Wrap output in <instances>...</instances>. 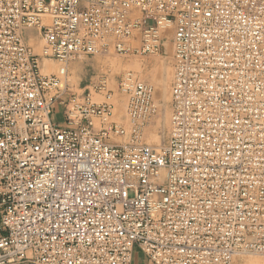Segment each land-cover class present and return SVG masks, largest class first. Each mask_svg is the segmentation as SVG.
I'll return each mask as SVG.
<instances>
[{
  "label": "built area",
  "instance_id": "1",
  "mask_svg": "<svg viewBox=\"0 0 264 264\" xmlns=\"http://www.w3.org/2000/svg\"><path fill=\"white\" fill-rule=\"evenodd\" d=\"M167 45L163 144L141 142L158 106L137 72L118 76V122L104 75L68 93L74 63ZM136 249L147 264L264 255V0H0V264H132Z\"/></svg>",
  "mask_w": 264,
  "mask_h": 264
},
{
  "label": "rangeland",
  "instance_id": "2",
  "mask_svg": "<svg viewBox=\"0 0 264 264\" xmlns=\"http://www.w3.org/2000/svg\"><path fill=\"white\" fill-rule=\"evenodd\" d=\"M30 44H33L36 52L41 47V43L40 45L35 43ZM95 56L103 57L105 59L107 68L104 69L103 75L108 79V87L113 90L112 102L114 107L112 114H116L118 110H122L123 114L125 113L126 97L116 91V82L121 73L128 70L135 71L141 79L149 81L153 85L155 99L158 106V115L153 118L151 123L146 127V130L141 136V142L156 145L163 144L167 140L170 123L169 86L172 77L173 62L170 46L167 45L166 55L129 56L124 58L114 53H110L106 56ZM150 57H156L157 62H147V59ZM77 65L79 64L74 63V65L72 64L68 69V93L72 92L81 94L84 91V86L88 83V78H86L83 71L80 70ZM91 95L96 101L102 100V97L94 93L92 90ZM52 119L55 122H60L62 120V108L59 105L53 107ZM111 120L113 119L111 118ZM240 256L241 257H236L232 264H245V260L248 259L247 257L254 261L255 259L264 261V255L245 254ZM132 264H147V258L140 250L136 249L133 254Z\"/></svg>",
  "mask_w": 264,
  "mask_h": 264
},
{
  "label": "crops",
  "instance_id": "3",
  "mask_svg": "<svg viewBox=\"0 0 264 264\" xmlns=\"http://www.w3.org/2000/svg\"><path fill=\"white\" fill-rule=\"evenodd\" d=\"M147 62L150 63H156L157 62V58L156 57H150L147 59ZM79 65H77L79 67L80 70L83 71V73L85 74L86 78H88V83L87 85L84 86V89L86 86H90L89 83H97L99 77H101L104 74V69L107 68L106 64H105V59L102 57H98V56H90L86 59H84L83 61L78 63ZM74 65V64H73ZM60 106V105H59ZM61 107V106H60ZM62 108V107H61ZM123 113L122 110H118L116 114H112V119L113 121H120L123 117ZM59 124H63V117L62 120L60 122H58ZM96 128H98L97 123L94 124ZM115 141L117 142H123L125 141V137H118L115 138ZM17 264H33L31 262H20Z\"/></svg>",
  "mask_w": 264,
  "mask_h": 264
},
{
  "label": "bare ground",
  "instance_id": "4",
  "mask_svg": "<svg viewBox=\"0 0 264 264\" xmlns=\"http://www.w3.org/2000/svg\"><path fill=\"white\" fill-rule=\"evenodd\" d=\"M30 43H33V41H30L29 44H30ZM35 44H36V43H35ZM37 44L40 45L39 42H38ZM55 70H56V66H55L54 63L47 62V61H43V65H42V71H43V72L48 73V72H53V71H55ZM236 257H241V256H240V255H239V256H235V257L233 258V262H234V259H235ZM247 258H248V259L245 260V264H264V261H262V260H260V259H255V261H254V260H250L249 257H247Z\"/></svg>",
  "mask_w": 264,
  "mask_h": 264
}]
</instances>
